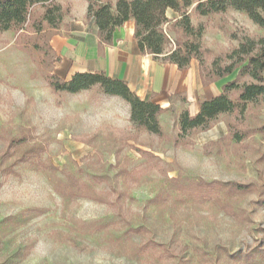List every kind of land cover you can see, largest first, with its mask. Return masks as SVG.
<instances>
[{"label":"rangeland","instance_id":"obj_1","mask_svg":"<svg viewBox=\"0 0 264 264\" xmlns=\"http://www.w3.org/2000/svg\"><path fill=\"white\" fill-rule=\"evenodd\" d=\"M116 1L48 0L20 30L0 31V264H264L261 97L186 131L176 104L153 134L98 85L75 94L51 87L50 77L64 80L50 39ZM197 1L185 10L190 32L168 12L177 22L165 27L167 50L198 45L192 62L208 83L264 29L232 8L201 16ZM237 75L225 76L237 84L226 93L235 104L255 83ZM220 121L227 135L209 139ZM148 241L163 247L141 251Z\"/></svg>","mask_w":264,"mask_h":264},{"label":"trees","instance_id":"obj_2","mask_svg":"<svg viewBox=\"0 0 264 264\" xmlns=\"http://www.w3.org/2000/svg\"><path fill=\"white\" fill-rule=\"evenodd\" d=\"M47 1L0 0V31L20 30L26 23L30 8ZM192 3V0H117L114 9L110 5H101L93 11L91 18L98 27L101 43L105 45L111 43L112 34L116 29L133 21V36L141 53L152 56L162 64H174L179 69H185L197 55L199 47L192 44L185 48L174 47L167 50L170 42L165 27L173 21L177 22L167 16L168 12H173L180 14L181 20L186 23L185 31L190 32L185 10ZM228 8L245 13L254 24L264 29V0H198L195 5L196 12L201 16L224 12ZM54 9L59 10L58 7ZM50 12L46 11L44 19L52 23L54 19ZM227 58L231 63L217 79L238 69L237 76L248 75L255 83L241 87L238 104L226 95L230 89L237 88L235 81H232L223 87V93L218 97L201 101L200 111L194 117H190L184 110L179 121L182 131L206 127L220 114L231 113L238 107L242 110L244 104L259 97L264 102V38L258 41L246 39ZM50 79L53 89L71 94L98 85L106 95L117 96L129 105L130 120L133 124L153 134L160 131L158 118L163 110L154 103L141 100L120 80L110 79L102 73H76L68 81H58L53 76ZM140 230V227L128 229L132 233H139ZM151 244L154 247H163V244L148 241L140 245V250L143 251Z\"/></svg>","mask_w":264,"mask_h":264},{"label":"crops","instance_id":"obj_3","mask_svg":"<svg viewBox=\"0 0 264 264\" xmlns=\"http://www.w3.org/2000/svg\"><path fill=\"white\" fill-rule=\"evenodd\" d=\"M85 13L71 19L65 32L49 41L56 57L55 69L64 81L76 73H102L124 82L137 97L158 105L163 113L182 104L190 117L199 113L201 101L218 97L223 87L233 81L223 77L205 83L192 61L187 68L179 69L141 53L133 36V21L116 29L111 43L105 45L101 43L94 20L85 18ZM227 130L225 121L217 122L211 127L209 139H221L227 135Z\"/></svg>","mask_w":264,"mask_h":264}]
</instances>
